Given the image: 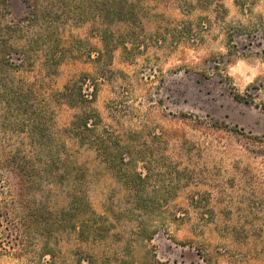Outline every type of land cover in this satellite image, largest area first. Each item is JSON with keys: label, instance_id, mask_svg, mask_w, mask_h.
Returning <instances> with one entry per match:
<instances>
[{"label": "rangeland", "instance_id": "obj_1", "mask_svg": "<svg viewBox=\"0 0 264 264\" xmlns=\"http://www.w3.org/2000/svg\"><path fill=\"white\" fill-rule=\"evenodd\" d=\"M38 1L19 67L0 0V264H264V0ZM83 74L112 161L68 131Z\"/></svg>", "mask_w": 264, "mask_h": 264}, {"label": "trees", "instance_id": "obj_2", "mask_svg": "<svg viewBox=\"0 0 264 264\" xmlns=\"http://www.w3.org/2000/svg\"><path fill=\"white\" fill-rule=\"evenodd\" d=\"M22 1L30 8L29 17H27V19L19 21L17 24L12 23L6 25V30L8 31V34L11 35L16 32L18 35L21 34L23 38V44L21 47L23 59H21V63L20 65H18L19 67H24L26 62H29V54L30 51L33 50V45L38 44L42 39H45L43 40V42L45 43L49 39V35L52 30L51 19L45 20L43 19V17L45 16L40 17V14L43 13L44 10H42V8L38 5V0ZM109 6V8H111L112 10L111 14H113V16H116L120 13V11L116 9L115 5L111 4ZM109 8H100L98 15L103 18V14H106V10H108ZM41 19L46 21L44 32L38 34L33 33V28L39 24ZM103 34H106V31H103ZM48 52L49 51L47 49V54ZM2 62V64H6L7 66L9 64L7 60ZM87 77V74H83L79 79L75 80L73 83L67 84V86L64 88V91L61 93V96L69 104L81 108L80 113L75 116V118L71 122L68 131L79 141L80 144H85L87 147L95 150V152H97V154L99 155L104 154L107 160L112 161L114 157L118 154V149L114 146L111 140H105L97 133V122L99 121V116L91 106L93 103L94 91L92 93H82V85L85 84ZM5 91L6 92H4V98L2 100L3 102L4 100L6 102H8V100H12L14 103L20 104L25 99L26 95H28L27 92L21 91L14 87H11L10 89L7 88L5 89ZM26 91L28 90L26 89ZM82 102L86 103V105L80 106ZM121 164L122 166L127 167V169L129 168L128 162H121ZM114 168H116V165L114 166ZM133 175L134 177L140 178V175L137 174L135 171H132V176ZM14 176L20 177L16 173ZM12 203H14L15 205L14 200L12 201ZM28 218L29 217H24V219L26 220ZM53 254L54 252L51 249H42L38 253V259H40V261L36 264H55ZM47 256L50 257V259L48 261H44V258Z\"/></svg>", "mask_w": 264, "mask_h": 264}, {"label": "clouds", "instance_id": "obj_3", "mask_svg": "<svg viewBox=\"0 0 264 264\" xmlns=\"http://www.w3.org/2000/svg\"><path fill=\"white\" fill-rule=\"evenodd\" d=\"M244 69H245V66L243 62H239L236 67L230 69V74L235 75L239 73L241 76H244Z\"/></svg>", "mask_w": 264, "mask_h": 264}]
</instances>
